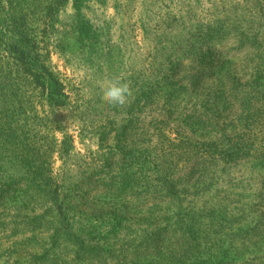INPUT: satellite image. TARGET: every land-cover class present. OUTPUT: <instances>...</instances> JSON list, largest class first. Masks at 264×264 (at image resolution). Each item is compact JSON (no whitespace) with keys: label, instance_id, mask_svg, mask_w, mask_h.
Listing matches in <instances>:
<instances>
[{"label":"trees","instance_id":"16d2710c","mask_svg":"<svg viewBox=\"0 0 264 264\" xmlns=\"http://www.w3.org/2000/svg\"><path fill=\"white\" fill-rule=\"evenodd\" d=\"M67 2L0 0V254L6 247L13 264H21L22 256L34 264H131L152 258L164 264H264L263 192L238 214L225 210L229 205L217 209L225 224L214 228L212 244L201 242L212 226L189 231L184 237L188 241L179 246L165 232L136 235L128 227L122 236L106 230L112 221L128 218L118 208L130 214L176 198L202 169L264 161V131L257 130L264 118L258 119L259 102L246 91L252 79L259 81L262 36L245 30L240 21L230 24L236 28L228 33L211 26L207 34L191 31V38L182 36L168 80L153 83L148 91V102L158 106L162 117L157 124L172 123L169 131L177 136L170 133L160 152L134 150L141 155L138 163L126 162L121 150L110 148L69 178L75 136L61 117L71 97L51 50L58 14ZM224 39H230L228 48ZM216 46L226 47L224 57L213 55ZM232 50L246 53L241 59L252 63L251 72L242 64L240 75L239 64L232 63L234 54L228 58ZM207 89L205 94L223 98L232 112L222 117L197 102H185ZM188 125L215 136L197 137L194 129L186 130ZM122 134L135 143L146 132L138 124ZM161 135L157 128L149 137L154 141ZM58 159L62 166L56 168ZM106 239H117L120 249L114 254L103 250L98 243ZM208 248L223 257L200 259L197 253Z\"/></svg>","mask_w":264,"mask_h":264},{"label":"rangeland","instance_id":"374dc122","mask_svg":"<svg viewBox=\"0 0 264 264\" xmlns=\"http://www.w3.org/2000/svg\"><path fill=\"white\" fill-rule=\"evenodd\" d=\"M237 21L245 26V30L258 32L262 36L264 49V0H68L58 14L51 50L53 65L62 73L71 97V104L62 111L61 117L65 128L75 136V147L67 165L72 170V174H68L69 178L80 173V166L93 160L99 161L110 148L121 150L126 162L136 163L141 161L136 159L141 155H136L134 150L147 147L148 151L160 152V147L169 141L170 137L167 136L170 133L177 135L169 131L171 126H175L172 123L157 124L162 117L156 111L158 106L148 102L150 86L169 76L170 67L176 61L174 51L182 36L191 38L194 34L189 35L191 31L207 34L211 26L228 33L229 29L236 28L230 24ZM224 40L223 44H227L228 48L230 39ZM226 50V47L216 46L212 51L213 55L222 58ZM230 52L228 58L234 54L232 63L239 64L237 71L240 75L244 69L242 64L248 65V72L252 71V63L247 64L241 59L245 57L242 54L246 53ZM260 56L262 68L259 81L253 82L252 79L246 91L255 95V102H259L258 119H263L264 51ZM117 78L127 82L130 88L131 94L124 104H111L104 97V87ZM208 91L198 92L185 102L189 105L197 102L200 107L222 117L232 112L233 109L228 107L223 98H211L205 94ZM138 124L146 135L144 139L141 137L133 143L131 136L126 139L122 133ZM183 125L182 121L179 124L181 129ZM157 128L163 130L164 138L161 135L152 141L149 136ZM193 129V134L200 138L215 136L209 129H197L194 125L186 128L187 131ZM257 130L264 131V121ZM55 166L61 167L62 162L58 159ZM189 183L176 198L151 209L127 214V210L120 211L118 208L119 215L126 214L128 218L119 219L121 222L112 221L106 230L110 235L122 232V236L128 227L136 235L145 230L150 233L165 232L169 242L179 246L188 241L184 237L189 231L199 229L202 232L203 228L212 226L201 242L215 243L214 228L217 224H225L217 209L229 205L225 210L238 214L240 209L255 202L258 194L264 193V161L218 164L202 169L199 177H193ZM25 209L29 212V206ZM108 209L102 206L105 214L110 213ZM142 216L146 218L142 219ZM225 217L229 218L230 215ZM117 242V239H106L99 242L98 246L114 254L120 249L118 247L121 244ZM5 249L3 247L0 254V264H13L15 260ZM177 252L185 255L183 250ZM197 254L200 259L223 257L214 248ZM18 261L21 264H34L26 256ZM131 264L164 263L152 258L135 260Z\"/></svg>","mask_w":264,"mask_h":264},{"label":"clouds","instance_id":"9594fccd","mask_svg":"<svg viewBox=\"0 0 264 264\" xmlns=\"http://www.w3.org/2000/svg\"><path fill=\"white\" fill-rule=\"evenodd\" d=\"M130 94L128 83L119 78L104 87V97L111 104H124Z\"/></svg>","mask_w":264,"mask_h":264}]
</instances>
